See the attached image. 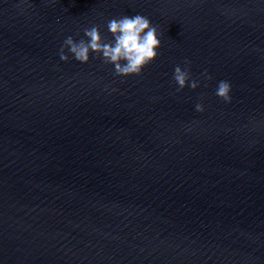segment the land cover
Instances as JSON below:
<instances>
[{
	"label": "water",
	"instance_id": "1",
	"mask_svg": "<svg viewBox=\"0 0 264 264\" xmlns=\"http://www.w3.org/2000/svg\"><path fill=\"white\" fill-rule=\"evenodd\" d=\"M135 13L140 76L60 60ZM0 264H264V0H0Z\"/></svg>",
	"mask_w": 264,
	"mask_h": 264
},
{
	"label": "clouds",
	"instance_id": "2",
	"mask_svg": "<svg viewBox=\"0 0 264 264\" xmlns=\"http://www.w3.org/2000/svg\"><path fill=\"white\" fill-rule=\"evenodd\" d=\"M105 27L110 35L101 32V25L92 24L83 29L82 36L77 32L79 39L72 35L66 36L59 49L60 60L66 62L74 59L87 63L90 58L96 57L104 64L112 66L115 77H128L140 76L144 68L158 57L162 43L161 33L148 16L140 13L114 16L107 19ZM190 63L186 58L183 66H174L172 79L177 92L185 87L195 90L200 86V80L192 76ZM200 75L205 80L212 79L207 69ZM231 88L229 81L219 80L214 95L223 102L230 103ZM194 109L202 113L205 105L202 101L197 102Z\"/></svg>",
	"mask_w": 264,
	"mask_h": 264
}]
</instances>
